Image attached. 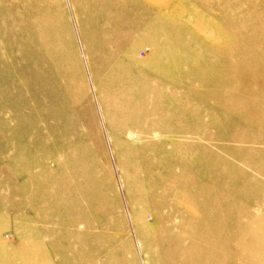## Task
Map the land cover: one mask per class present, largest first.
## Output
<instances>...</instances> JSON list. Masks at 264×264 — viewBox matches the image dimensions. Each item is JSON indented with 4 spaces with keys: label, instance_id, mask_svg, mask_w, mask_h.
Listing matches in <instances>:
<instances>
[{
    "label": "rangeland",
    "instance_id": "rangeland-1",
    "mask_svg": "<svg viewBox=\"0 0 264 264\" xmlns=\"http://www.w3.org/2000/svg\"><path fill=\"white\" fill-rule=\"evenodd\" d=\"M0 194L16 264H264V0H0Z\"/></svg>",
    "mask_w": 264,
    "mask_h": 264
},
{
    "label": "crops",
    "instance_id": "crops-1",
    "mask_svg": "<svg viewBox=\"0 0 264 264\" xmlns=\"http://www.w3.org/2000/svg\"><path fill=\"white\" fill-rule=\"evenodd\" d=\"M1 197L3 200L1 199ZM8 198H9V195H8ZM2 203H5V199L0 194V205ZM11 217L12 216L10 215L9 220H11ZM5 220L7 221L8 219L5 217ZM9 226H12V223H10ZM0 229H2V227H0ZM3 241H4V239L0 238V264H16V262H15L16 259H15L13 252H11V254L9 256L8 249H7V251L5 250L8 247V244H6Z\"/></svg>",
    "mask_w": 264,
    "mask_h": 264
}]
</instances>
